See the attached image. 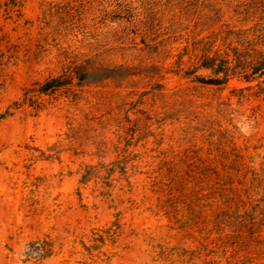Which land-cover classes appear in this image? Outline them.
I'll list each match as a JSON object with an SVG mask.
<instances>
[{"label":"rangeland","instance_id":"rangeland-1","mask_svg":"<svg viewBox=\"0 0 264 264\" xmlns=\"http://www.w3.org/2000/svg\"><path fill=\"white\" fill-rule=\"evenodd\" d=\"M222 41L264 0H0V264H264V76L199 83Z\"/></svg>","mask_w":264,"mask_h":264},{"label":"trees","instance_id":"trees-1","mask_svg":"<svg viewBox=\"0 0 264 264\" xmlns=\"http://www.w3.org/2000/svg\"><path fill=\"white\" fill-rule=\"evenodd\" d=\"M194 57L197 69L209 71L211 74L210 78L196 76L195 79L201 84L220 86L231 78H242L251 82L264 76L263 44L251 45L222 41L219 44L201 46ZM53 83L55 80L46 82L40 91L42 93L49 91Z\"/></svg>","mask_w":264,"mask_h":264}]
</instances>
